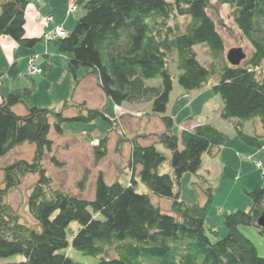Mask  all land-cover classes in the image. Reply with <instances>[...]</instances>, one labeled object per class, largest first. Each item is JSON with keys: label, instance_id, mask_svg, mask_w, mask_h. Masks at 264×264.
Segmentation results:
<instances>
[{"label": "trees", "instance_id": "1", "mask_svg": "<svg viewBox=\"0 0 264 264\" xmlns=\"http://www.w3.org/2000/svg\"><path fill=\"white\" fill-rule=\"evenodd\" d=\"M74 1L84 14L65 37L54 41L57 51L66 55V69L74 78V88L79 83L78 70L87 68L97 76L100 90L113 104L151 102L152 113L160 118L163 129L152 133L155 140L147 145L131 139L128 166L132 175L126 184L118 180L107 183L99 173L92 199L54 189L43 166L44 155L52 151L54 143L49 137L51 128L59 135L65 120L109 118L102 109L70 99L59 109L28 106L25 113H17L14 107L33 94L35 83L15 86L21 77L15 63L2 69L0 75L8 77L12 89L0 100V158L24 143L34 146V154L30 161L18 159L3 168L0 258L22 254L24 259L0 264H81L70 258V246L99 257L97 264H264V257L239 229L252 225L264 239V228L257 223L263 209L264 186L258 183L247 192L250 209L223 215L226 235L211 241L205 219L212 188L205 190L207 198L199 204L184 201L179 187L185 173H198L203 154L213 155L227 137L207 122L196 123L177 135L172 132L175 120L166 113L175 78L184 90L193 91L218 74L211 90L222 100L220 118L234 119L236 137L261 148L257 135L244 133L243 123L258 117L264 126V79L257 71L264 63V0H216L232 8L237 28L253 49L237 66L224 58L223 40L208 15L211 0ZM29 3L0 1V36H9L22 47H33L41 39L25 35ZM199 44L206 46L213 59L209 67L198 60L194 46ZM172 55L176 77L169 70ZM151 78H159V84L147 85L145 81ZM68 108H75L76 113L65 116ZM107 138H100L93 147L96 161L107 154ZM156 144L170 151L171 174L159 173L167 157ZM136 169L151 194L169 200V211L155 205L148 193L136 190ZM26 174L38 175L26 204L37 229L22 223L14 209L3 203L6 192ZM73 220L80 227L69 240L67 228ZM211 232L219 236L216 230Z\"/></svg>", "mask_w": 264, "mask_h": 264}, {"label": "rangeland", "instance_id": "2", "mask_svg": "<svg viewBox=\"0 0 264 264\" xmlns=\"http://www.w3.org/2000/svg\"><path fill=\"white\" fill-rule=\"evenodd\" d=\"M40 1L43 3V0H30V4L26 9L25 35L27 36V31L30 29L31 23H33L38 25L36 29L42 33L41 39L33 47H22L16 44L9 36H0V38H7L14 44L9 45L6 42H3L2 45L0 44V72L2 69H7L9 60L11 63L14 61L15 64L17 60L21 61H19L21 77L17 79L15 86H23V80H25L26 85L33 81L36 86L33 94L22 98V102L27 107L38 106L59 109L64 101L70 99L69 101L74 103L84 102L88 107L102 109L105 116L112 121L111 123L109 119L102 116H98L93 121L88 122L65 120L61 125L62 134H56L53 127L49 132V137L54 143L52 151L44 155L43 166L47 176L52 181V187L76 196L92 199L94 197V182L99 173L103 175L107 183L118 180L126 184L129 181L132 175L131 168L128 166L131 139L136 138L143 145L150 144L155 140L152 133L162 130L163 124L157 115H153L151 102L113 104L111 99L100 90L97 83L98 79H96L97 76L87 68L82 67L78 70L77 78L79 83L74 88V78L65 68V54L61 53L63 57L58 56L56 58L55 65L51 69L46 63L39 62L42 59V52L38 47L41 46L42 42H54L59 36L54 33V28L52 27L61 25L52 23L51 27L41 28V22L34 18L36 6L39 5L40 7ZM51 1H53L52 6L55 9H60L59 11L67 18L70 16L69 20L74 22L75 19V23L84 14V9L77 6L74 0L69 5L66 4V9L64 8L63 0ZM37 11L40 12L42 18L52 16L49 12ZM208 15L214 20L217 31L223 40L225 47L224 58H226V54L230 49L241 48L246 53V58L240 63L242 64L249 58L253 49L249 41L243 37L237 28L233 19L232 8L216 0H211L208 7ZM51 22H54V19ZM74 25L70 28L71 30ZM50 31L52 37L48 36ZM69 32L65 31V34L67 35ZM14 46L19 48L17 54H14ZM194 50L199 62L209 67L213 59L206 46L202 44L195 45ZM23 52L29 53L26 58L25 56L20 58ZM34 54H40V56L33 63L31 56ZM169 60V70L176 77L178 70L175 67L174 55L169 57ZM42 69L43 72L41 73ZM257 71L259 76L264 79V63L257 68ZM32 72L36 74L35 77L31 75L33 74ZM34 78H36L37 82ZM217 81L218 74H215L209 78L202 88L186 91L177 83L175 78L167 105V114L172 115L175 120L172 128L173 133L179 135L181 130H187L196 123L207 122L222 131L227 137L225 143L213 155L203 154L198 173H185L181 178L179 187L180 197L184 201L197 202L199 204H203L207 198L205 190L208 187L212 188L213 198L205 219V229L211 241H216L226 235L227 230H224L225 227L222 223L223 215L236 209H250L251 199L247 192L258 183L264 186V126L258 117L243 123L244 133L250 136L257 135L261 148H254L246 141L237 138L233 129L235 120L220 118L222 100L218 94L215 95L211 90L212 85L217 83ZM159 82V78H151L145 81L147 85H158ZM9 84L10 80L8 77L5 74L0 75V100L2 96L8 93ZM10 86L12 89L11 84ZM23 106H20L21 110H18V112L23 111ZM75 113V108H68L64 111V115L67 117ZM105 135L108 136L106 140L107 154L96 161L93 147ZM156 147L167 157L159 168V173L171 174L170 151L161 144H156ZM33 154L34 146L24 143L1 157L0 186H3L4 166L18 159L30 161L33 158ZM37 179V174L23 175L19 184L5 194V202L14 209L20 221L34 229L39 227L37 221L29 214L26 204L27 197ZM134 179L137 191L148 193L155 205L164 211H169V200L165 197L151 194L149 188L140 180L138 169H136ZM81 182L83 184L80 185ZM245 199L247 200L246 202ZM245 203H248L246 209H244L246 207ZM79 227L80 224L76 220L69 223L67 228L69 240L72 238V233ZM211 229L219 232V236H214ZM239 229L254 243L259 256L264 257V239L257 229L252 225L241 226ZM68 254L73 261L81 264H97L99 261V257L86 255L71 246L68 248ZM23 259L24 256L22 254H13L1 257L0 263L16 262Z\"/></svg>", "mask_w": 264, "mask_h": 264}, {"label": "crops", "instance_id": "3", "mask_svg": "<svg viewBox=\"0 0 264 264\" xmlns=\"http://www.w3.org/2000/svg\"><path fill=\"white\" fill-rule=\"evenodd\" d=\"M52 2L53 1H48V0H43V3H41V1H40V7H39V5L38 6H36V10H39V11H42L43 13H47V12H49V13H51L52 15H53V18H54V23H56V24H61L62 26H63V29L65 30V31H67V32H69L71 29L70 28H72V26L74 25V23H75V19H74V22L72 21V20H69V18H70V16L67 18V17H65V15H63L62 13H61V11H59L60 9H55V7H53L52 6ZM70 2H72V0H63V4H64V8L66 9V7H67V5L66 4H68L69 5V3ZM30 4V3H29ZM29 6V5H28ZM61 7H62V5H61ZM60 7V8H61ZM35 10V11H36ZM59 11V12H58ZM36 27H38V25L37 24H33V23H31V26H30V29L27 31V36L28 37H34V38H39L40 39V37H41V32L40 31H38L37 29H36ZM26 30V29H25ZM3 42H6L7 44H11V45H14L10 40H8L7 38H0V44L2 45V43ZM42 42V41H41ZM42 46V47H41ZM41 46H39L38 48L40 49V51L42 52V59H46V64H47V66L51 69V68H53L54 67V65H55V60H56V58L58 57V56H62L63 57V55H61V53H59L58 51H57V47H56V45L54 44V42H50V43H44V42H42V44H41ZM13 51H14V54H17L18 52H19V48H16L15 46H14V48H13ZM25 51V50H24ZM28 52H23V55H21L22 57H20V58H24V56H25V58L28 56ZM5 56H6V59L8 60V57H7V55L5 54ZM50 57V58H49ZM64 59V58H63ZM15 60H17V59H15ZM24 61H25V59H23ZM19 61L20 60H17V63L15 64L16 65V67L19 69V70H21L20 69V66H19ZM21 62V61H20ZM40 62V61H39ZM13 63H15L14 61L11 63V61L9 60V62H8V67L11 65V64H13ZM44 63V62H43ZM66 63H67V58H66ZM7 67V68H8ZM40 67V66H39ZM65 68H66V66H65ZM43 72V69L41 70V73ZM33 73V72H32ZM41 73H39V74H41ZM24 74H25V72H24ZM32 76H34L35 77V75L36 74H31ZM22 80V79H21ZM34 80H36V78H34ZM36 82H37V80H36ZM11 84V83H10ZM10 84H9V87H8V92L11 90V86H10ZM23 86H21V87H26V86H29L30 84H31V82L29 83V84H25V80H23ZM25 103L24 102H22V103H19L18 105H16L15 107H14V110L17 112V113H25V111H26V109H27V106L26 105H24ZM36 104V103H35ZM24 105V106H23ZM20 106H23V111H20V112H18V110H21L20 109ZM167 109H168V107H167ZM166 113H167V111H166ZM172 116V115H171ZM247 200L245 199V202H246ZM248 204V203H247ZM246 203H245V205H246V207L244 208V209H246L247 208V205ZM244 205V206H245ZM213 230H215V229H213Z\"/></svg>", "mask_w": 264, "mask_h": 264}, {"label": "water", "instance_id": "4", "mask_svg": "<svg viewBox=\"0 0 264 264\" xmlns=\"http://www.w3.org/2000/svg\"><path fill=\"white\" fill-rule=\"evenodd\" d=\"M246 58V53L241 48H232L226 54L227 62L232 66L240 65ZM257 223L264 228V202L262 212L257 220Z\"/></svg>", "mask_w": 264, "mask_h": 264}, {"label": "built area", "instance_id": "5", "mask_svg": "<svg viewBox=\"0 0 264 264\" xmlns=\"http://www.w3.org/2000/svg\"><path fill=\"white\" fill-rule=\"evenodd\" d=\"M36 18L37 20H39L41 23H40V26L43 27V28H48V27H51L50 26V23H51V20L53 19L52 16H45L44 18H42V16L40 15V12H36ZM52 28H54V33L56 34L57 33V36L59 37H63L65 35L64 33V30L62 28V26L60 25H57V26H53ZM56 29V30H55ZM48 36L49 37H52L51 36V31L48 33ZM58 37V38H59Z\"/></svg>", "mask_w": 264, "mask_h": 264}, {"label": "bare ground", "instance_id": "6", "mask_svg": "<svg viewBox=\"0 0 264 264\" xmlns=\"http://www.w3.org/2000/svg\"><path fill=\"white\" fill-rule=\"evenodd\" d=\"M43 39V38H42ZM40 56V54H34V55H32L31 57L33 58L32 59V62L34 63L36 60L35 59H37L38 57ZM226 59V58H225ZM44 62V63H46V59L44 58V59H41L40 60V62ZM226 61H227V59H226ZM37 67V66H36ZM39 67V66H38ZM40 68V67H39ZM40 70V69H39ZM112 123V122H111ZM1 187V186H0ZM3 203H6V204H8L7 202H5V195L3 196Z\"/></svg>", "mask_w": 264, "mask_h": 264}]
</instances>
